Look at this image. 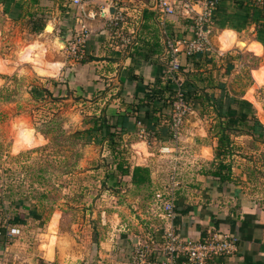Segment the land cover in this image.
Returning a JSON list of instances; mask_svg holds the SVG:
<instances>
[{
  "label": "rangeland",
  "instance_id": "obj_1",
  "mask_svg": "<svg viewBox=\"0 0 264 264\" xmlns=\"http://www.w3.org/2000/svg\"><path fill=\"white\" fill-rule=\"evenodd\" d=\"M24 5L26 10L30 4L26 2ZM45 11L48 8L43 13ZM46 15L47 20L43 21L41 28L31 32L27 26L28 19L23 20L24 15L7 19L5 14L0 13V57L13 59L20 44L40 35L41 40L46 43H52L53 36L60 38L65 29L59 23V15ZM97 20L95 27H90L95 31V37L102 33L99 28L103 27L101 20ZM50 21L54 24V30L44 35L43 30H46V24ZM174 29V34L179 35L180 32L182 36H192V28L185 26L181 20L177 19ZM219 29L216 23L211 25V33L207 37L209 49L218 56L215 78L225 84L227 94L239 100L235 103L236 114L246 110L254 114L264 126V84L256 85L257 78L253 74L264 70V49L258 42L242 38L259 41L262 36L250 27L238 32L242 37L233 39L229 36V30H223L224 47L236 46L240 49L235 47L220 51L221 48L217 47L214 40ZM103 35L105 46L96 47L97 53L104 51L110 54L111 46H107L109 39L106 34ZM237 40H244L245 44L238 46ZM128 50L131 47L125 51ZM91 51V47L87 46L83 59L79 61L69 57L64 44L54 53L50 51L49 55L54 54L55 59L63 62L61 71L54 77L38 76L28 71L27 66H21L23 63L10 72H0V229H4L0 236L7 248L4 256L8 264L116 263L115 250L119 249L117 241L126 235L127 228L133 231L135 229L137 233H147L152 228H145L141 220L156 216L155 207L160 210L156 204V195L161 193L162 196H167L165 190L172 189L175 181L196 185L200 182L199 177L192 170L212 166L210 162L213 158H206H211L210 146L213 143L208 132L210 126L214 125L211 124L214 123V115L209 113L206 117H200L199 110L192 106H187L181 118V128L185 135H181L182 130L179 134L177 132L179 138L177 143H173V148L168 144L151 143L146 150L142 140L133 134L125 136L127 152L119 153L117 150L114 153L103 143L93 141L94 137H87L83 130L92 125L90 117L101 114L102 108L106 113L108 104V107L113 105L116 89L111 91L109 87H112L114 81L117 82L111 76V84L105 95H87V85L85 87L76 74L78 64L92 57ZM224 56L234 59L229 62L232 66L228 73H225L227 61L222 59ZM47 59H50L49 56ZM96 66L97 70H101L99 63ZM102 82L97 79L94 83L98 87L103 86ZM58 83L66 86L60 87ZM18 121L30 124L38 137H41L39 143L33 145L25 141L19 144L18 149H14L12 126ZM133 126L127 121V128ZM133 131L132 129L130 132ZM232 138L231 152L220 157L238 163L241 170L239 168L234 171L239 174V185L248 188L250 196L263 200L264 140L248 134L232 135ZM202 145L208 147L203 146L200 150ZM162 147H167L168 151H161ZM217 151L218 148L213 146L214 155ZM175 156H178L177 160ZM119 161L157 170L151 177V185L136 188L129 184L128 177H120L116 172ZM175 170L179 171L180 176L177 178L176 174L171 173ZM28 207H35L40 216L27 215ZM16 216L19 220L25 218L24 222H16ZM129 218L136 219L141 228L132 224ZM54 220L58 222V234L69 239V248L67 254L56 252L52 259H48L45 257L47 249L54 244L48 238L53 230ZM3 222L6 226H2ZM12 228L15 231L10 235ZM77 252L79 257H75ZM89 255L93 258L92 262H88Z\"/></svg>",
  "mask_w": 264,
  "mask_h": 264
},
{
  "label": "crops",
  "instance_id": "obj_2",
  "mask_svg": "<svg viewBox=\"0 0 264 264\" xmlns=\"http://www.w3.org/2000/svg\"><path fill=\"white\" fill-rule=\"evenodd\" d=\"M70 1L71 0H36L33 8L38 15H41V12L43 13L46 8H48V11H45V14L52 13L54 15H59V23L61 25L63 24L65 29L64 33L60 35V39L64 41V44L65 35L67 34L69 27L74 24V20L71 16V10L73 8ZM194 1L199 2L193 6L194 9L196 11H202L203 0ZM238 1L240 2L243 0H223L218 14L220 21L217 17L214 18V24L216 23L220 28V31L215 36L214 40L218 48H224V50L220 49V51H227L236 47H224L223 30H229V36L233 39L237 38V36H239L238 32L244 30V28L251 27L255 30V21H247L248 18L245 17V13L242 11L243 9H241L236 3ZM24 2V0H0V13L5 14L7 19H12L10 14L24 15L26 10L21 7ZM95 9L97 10V7ZM147 12L150 13L152 18L150 17L146 20L145 16L148 13H145L144 21L147 22L140 25L137 30L136 46H132L131 50L128 51H116L114 47H111L110 54H107L104 51L97 53L96 47L105 46L102 33H98L97 37H92L88 45L92 49V59L78 64L76 74L80 81L84 82L83 84L85 87L87 85V88L89 89L87 95L91 93L93 97H98L101 94L105 95L107 93L106 89L111 84V76L113 79H117V82L114 81L111 85L112 87H109V90L111 91L116 89L114 94L116 98H114L115 104L113 101V105L108 107V104L106 107L107 116L125 115L131 125L134 126L132 128H126L127 133H125L124 136H131L133 134L137 135L136 137L142 140V143H144L143 147L145 146L146 150L147 145L150 146L149 144L151 143H156L157 145L168 144L172 147L174 142H178L176 140L179 138L177 132L175 133L172 129V120L169 124H165L164 121H158L155 118L148 120L143 116L142 112L144 109L147 108L148 110H151L154 105L150 104L147 107H141L139 115H137L136 111H133V107H131L132 104L135 106L140 100H143L142 98L146 93L147 87L162 75V66L165 64V60L168 59L164 49V32L160 30L158 25L152 22L154 21V15H152L153 12ZM188 14L187 8H179L177 19L181 20L185 26H190L191 28L193 26V20L189 18ZM254 15L256 16L257 14ZM26 18L28 19V16L24 15L23 20ZM61 19L62 22H60ZM96 23L98 22L95 20L88 25L93 28ZM174 25V22H169L167 24V35H172ZM101 29L102 28H99V32H101ZM210 33L211 32H209V34ZM179 35L182 36L180 32ZM55 37L56 36H53L52 39L54 40ZM242 38L248 41L258 42L261 45L262 50L264 49V35L261 37L263 40L259 41L253 38ZM150 42L155 44L149 47L148 44ZM147 46L149 47V54L144 55V48L147 49ZM134 47L140 48L137 49L136 52L134 51V55H131V51ZM155 61H157V63ZM97 63L101 65V70L96 69L98 67L96 66ZM23 65L28 66L27 63H23L21 66ZM59 71H61V69ZM97 79L103 81V86L97 87L95 84ZM57 85L60 87L66 86L63 83H58ZM84 85L82 86L84 87ZM158 105L159 104H155V107H158ZM187 106L190 105L187 104ZM172 109L173 108H171V115ZM187 116L188 115H186V118ZM181 126L178 134L182 130L181 135L183 136L185 133H183L184 129L181 128ZM165 128H167V134H157L161 130L165 131ZM132 129L135 131H133L134 133L130 132ZM210 138L213 146L216 147V139L211 136ZM138 144L140 145V143ZM203 146L208 147V145H202L200 150ZM213 146H210L211 158L206 159H217L216 153L215 155L213 154ZM177 157L178 156H175L176 160ZM213 160L210 162L211 165ZM230 162V170H214L213 165L211 168H206L205 166H201L200 168L196 167L195 169L197 170H192V172L198 175L200 182L196 183L194 186L188 185L185 181H175V186L172 189H170L168 185L169 189L165 190V192L168 190H171V192L173 191L171 198L174 200L175 204V217L173 219L162 217L163 214L161 213L160 215V210L155 207L157 210L156 216H144L146 220H141V223L145 228L152 227L149 232L137 233V230L134 229L133 231L129 230L130 228H127L128 232L126 235L118 238L117 242L119 244V249L118 251L115 250L117 261L116 263L111 261L112 264H135L132 259V254L134 252V243L138 238L143 242L153 243V246L155 247V251L148 255L149 261L154 262L155 264H158V262L161 261L163 262L166 259V255L161 251L164 245L163 232L170 227L175 230V233L178 234L180 238H189L193 240H203L213 234L220 233L235 236L237 238L235 249L228 254L212 258L210 260L211 264H264V199L259 200L254 196H250L248 188H243L239 185L237 180L239 174L234 170H239L240 167L238 163L235 164L234 160H230ZM192 169H194V166H192ZM150 171L151 177L154 172H157V170ZM171 173L176 174L175 178L180 176L178 170ZM182 173L186 175L185 172ZM153 203L154 201L152 202V205ZM24 219L25 218H20L18 221L24 222ZM129 220L132 224L136 225L137 228H141V225L136 219L132 220V218H129ZM0 231L2 232L4 229H0ZM2 238L3 237L0 236V244L2 245L0 247V254L7 250L4 243L1 241ZM75 257H79L78 252ZM98 257L100 256L98 255ZM92 259L89 255L88 262H92ZM83 260L84 258L82 257L81 262H83ZM182 260L183 257L179 256L177 264H182ZM100 261L101 260H98V262Z\"/></svg>",
  "mask_w": 264,
  "mask_h": 264
},
{
  "label": "built area",
  "instance_id": "obj_3",
  "mask_svg": "<svg viewBox=\"0 0 264 264\" xmlns=\"http://www.w3.org/2000/svg\"><path fill=\"white\" fill-rule=\"evenodd\" d=\"M216 2L217 0H203L202 11H196L193 6L199 2L194 0H71L74 24L65 35L64 47L72 60H82L89 41L96 34L88 24L98 18L103 23L102 34H106L109 39L108 45L116 51H125L137 43V30L143 22L145 9L154 12L155 21L164 32V49L168 57L166 78L177 85L178 98L172 105V129L176 133L180 130L181 118L187 109V103L179 88L181 79L176 73H179L182 66L185 69L191 66L189 59L192 55L209 49L207 37L210 26L214 24ZM255 4L264 11V0H255ZM182 7L188 9L189 18L193 20L192 36L174 34L175 29L172 35H167V24L177 22L179 8ZM70 65L73 66V63ZM167 149L162 147L161 151H168ZM167 193V196L158 193L156 204L160 208V215L163 214L162 217L173 219L175 204L171 198L172 192L168 190ZM2 226H6L5 222ZM14 231L12 228L10 235ZM163 238L161 251L166 259L158 264H177L179 256L183 257L182 264H211L212 258L232 252L237 240L235 236L221 233L203 240L180 238L172 227L164 230ZM154 251L153 243L143 242L138 238L134 243L132 259L135 264H155L148 260V255ZM4 255L0 254V264H8Z\"/></svg>",
  "mask_w": 264,
  "mask_h": 264
},
{
  "label": "trees",
  "instance_id": "obj_4",
  "mask_svg": "<svg viewBox=\"0 0 264 264\" xmlns=\"http://www.w3.org/2000/svg\"><path fill=\"white\" fill-rule=\"evenodd\" d=\"M25 1L27 2V4L28 2L30 4L28 7L29 9L27 8L26 13H24L25 16H28V29L31 32L37 31L41 28L43 21L47 20V15L42 12L41 15L36 14L33 9L36 0ZM222 1L223 0H217V2L215 3L214 18L217 17L219 21L220 18L218 14L220 12ZM26 2H24L21 7L24 8V4ZM236 3L239 7H241V9H243L242 11L245 13V17L248 18L247 21H255L256 32L259 35L263 36V8L257 6L255 4V0H243ZM147 11L149 10L145 9L143 14V22L141 23V25L147 22L144 21V15L145 13H148ZM254 14L257 15L255 16ZM152 15H154V12ZM22 16L23 14H10V17L12 18H20ZM145 17L146 20L150 17L152 18L150 13H148ZM153 20L154 21L152 22L157 25L154 17ZM260 40L263 39L260 38ZM154 44L155 43L150 42L148 45L150 47ZM149 47L147 49L144 48V55L149 54ZM139 48L134 47V49L131 51V55H134L136 50ZM88 58V60L92 59V57ZM217 58L218 56L216 57L210 49L195 53L189 59L191 66L186 69L185 66H182L179 73H176V76H179L181 79V85L179 86V88L182 92L184 101L188 105L199 110L200 117H206L209 113L214 115V118H212V120H214V123H211L214 125L212 127L210 126L209 131L210 136L216 139V147L218 148V151L216 153L217 159L212 161L214 170H230L231 162L224 160V158H221L220 155H223L225 153L229 154V152H231L233 145L232 135L248 134L250 136H257L258 139L264 140V126H262V124L255 118L254 114L249 113L246 110H243V112L240 114L235 113V103H238L239 100L227 94L225 91V84L223 82H219L213 75L215 70H217L215 68V66L218 64ZM222 59H225V61H227L225 73H228L232 66L231 64H229V62L232 61L233 57L224 56ZM83 61L85 62L87 61V59H84ZM155 62L157 63V61ZM165 63L166 65L164 64L162 66V75L149 87H147L146 93L142 98L143 100H140L135 106H133L132 104L131 107H133V111L135 110L137 115H139L141 107H147L148 105L152 104L154 106L151 108V110H148L147 108L144 109V111L142 112L143 116L148 120H152L155 118L158 121L161 120L164 121L165 124H169V122L172 120L171 108L173 102L178 98V95L176 93V83H174L171 79L166 78V66L168 64V59L165 60ZM155 104H159L158 107H155ZM103 109L104 108L101 109L102 113L98 116L90 117L92 125L83 130V132H85L87 134V137H89L90 139L91 137H94L93 141L106 145L108 148H110L111 152L116 153L117 150L119 151V153H122L123 151L127 152L128 144L124 134L127 133L126 124L128 118L122 114L112 117L107 116ZM165 129V131L161 130L157 134H167V128ZM116 170V172L120 174V177H128V183L135 186L136 188L151 185V171L148 166H132L127 161H119L116 164ZM27 215L35 217L40 216V214L37 213L35 207L29 208V212ZM14 220L18 221L19 218H17L16 216L14 217Z\"/></svg>",
  "mask_w": 264,
  "mask_h": 264
},
{
  "label": "bare ground",
  "instance_id": "obj_5",
  "mask_svg": "<svg viewBox=\"0 0 264 264\" xmlns=\"http://www.w3.org/2000/svg\"><path fill=\"white\" fill-rule=\"evenodd\" d=\"M52 29L53 22L50 21L47 23L46 30L43 31L44 35L49 34ZM41 36L42 35L35 37L29 42L20 44L19 48L15 51V56L13 59H3L0 57V72H10L18 65L27 63L28 71L38 76H57L59 70L63 66V62L59 59H55L53 56L54 54H52V56L49 54L51 52L54 53L55 50L57 51L59 48H62L63 42L54 38L52 43H46L41 40ZM237 42V45L245 44L244 40H237ZM47 56H49L50 59H47ZM253 74L256 75L257 78L255 80L256 85L264 84V70L256 71ZM25 122L18 121L12 126L15 139L14 149H18L19 144L25 141L33 145L39 143L38 140L41 137H38L35 131L31 128L30 124H26ZM57 226L58 222L54 220L52 223L53 230L48 235V238L54 241L53 246L47 249L45 257L48 259H52L56 252L63 255L67 254V250L69 248V239L65 235L63 236L58 234Z\"/></svg>",
  "mask_w": 264,
  "mask_h": 264
},
{
  "label": "water",
  "instance_id": "obj_6",
  "mask_svg": "<svg viewBox=\"0 0 264 264\" xmlns=\"http://www.w3.org/2000/svg\"><path fill=\"white\" fill-rule=\"evenodd\" d=\"M55 39H59V40H61L60 38H58V37H55ZM62 41V40H61ZM63 42V44H64V41H62Z\"/></svg>",
  "mask_w": 264,
  "mask_h": 264
}]
</instances>
